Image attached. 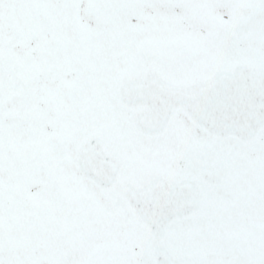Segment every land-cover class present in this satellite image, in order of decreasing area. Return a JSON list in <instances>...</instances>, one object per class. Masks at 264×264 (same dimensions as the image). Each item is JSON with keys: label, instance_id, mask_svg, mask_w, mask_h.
<instances>
[{"label": "snow or ice", "instance_id": "6c2138e0", "mask_svg": "<svg viewBox=\"0 0 264 264\" xmlns=\"http://www.w3.org/2000/svg\"><path fill=\"white\" fill-rule=\"evenodd\" d=\"M0 264H264V0H0Z\"/></svg>", "mask_w": 264, "mask_h": 264}]
</instances>
